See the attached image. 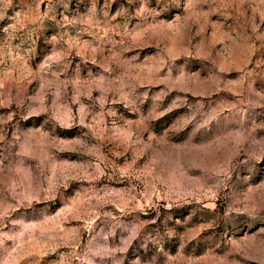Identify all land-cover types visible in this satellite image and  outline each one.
<instances>
[{
	"label": "rangeland",
	"instance_id": "1",
	"mask_svg": "<svg viewBox=\"0 0 264 264\" xmlns=\"http://www.w3.org/2000/svg\"><path fill=\"white\" fill-rule=\"evenodd\" d=\"M0 264H264V0H0Z\"/></svg>",
	"mask_w": 264,
	"mask_h": 264
}]
</instances>
